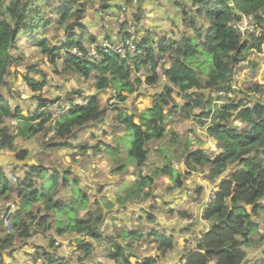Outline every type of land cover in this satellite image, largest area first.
Listing matches in <instances>:
<instances>
[{
  "label": "trees",
  "instance_id": "obj_1",
  "mask_svg": "<svg viewBox=\"0 0 264 264\" xmlns=\"http://www.w3.org/2000/svg\"><path fill=\"white\" fill-rule=\"evenodd\" d=\"M93 1L57 0L56 8L54 0H7L3 3L0 8V151H15L16 156L23 153H17L14 137L9 136L10 129L5 125L7 118L17 120V133L24 139L29 140L41 133L46 137L53 131L62 140L50 139L44 145L61 147L69 145L68 139L73 136L75 129L102 119L108 111L98 94L83 97V103L69 98L71 103L67 109L61 108L62 104L58 103V99L50 100L39 95V108L28 116L23 115L18 107L13 108L2 90L8 86L11 64H21L24 61L20 45L22 38L30 44L32 42L38 45L43 53L48 54L51 63L56 64L61 58L65 70L77 73L84 79L95 75L97 89H112L114 97L121 101L127 98L126 92L131 93L137 89L136 82L141 83L140 77H134L135 74H146L150 84L162 75L172 86L156 96L159 106L153 104L145 108L139 113L138 120L130 112L119 113L122 123L133 137L128 147V156L138 168V179L124 194H119L118 201L126 202L136 197L150 196V190H153L152 186L156 183L155 177L159 176L170 179L172 185L169 188L182 187V176L186 172L190 174L198 166H208L209 178L212 181L221 179L215 197L203 212V218L211 226L202 235L197 249L190 251L185 264L245 263L244 248L253 246V234L261 231L260 224L254 218L264 212L263 84L254 83L247 88L253 94H259L258 96H244L242 99L230 97L222 105H215L199 113V123L206 126L208 135L220 149L215 157H210L204 149L197 148L186 153V172L173 168L170 162L158 166L154 173H144L142 170L150 154L147 145L167 137L170 133L167 129L168 120L174 115L173 112H178L180 108L183 116L190 118L194 109L203 103L206 96L204 92L231 89L237 64L245 57L251 45L260 47L262 40L253 35L244 43L241 34L231 23L238 19L240 12L254 14L263 21L260 11L264 8V0H190V3H178L177 16L183 14L182 22L195 34L185 33L179 39L165 38L157 42L148 33L142 41L135 40L137 47L134 53L128 49V41L132 36L126 31V25L122 28L123 38L119 45L113 42L114 46L112 45L110 34L104 38L111 43L109 48H104L98 40V35L102 33L91 34L83 28V21L88 10L93 7ZM101 1V13L117 8L108 0ZM47 7H54L52 14H57L58 21L48 18L51 14L46 10ZM122 9L125 10L126 7ZM54 23L65 29V35L62 36L60 45L50 47L45 33ZM86 38L88 39L85 40ZM121 45H124L122 52L118 50ZM92 46L95 54H90ZM73 49L79 50L81 54L73 53ZM158 55L163 59L168 56L171 60L169 66H163L161 73L157 72ZM26 79L34 91H39L44 86V82L34 81L28 76ZM175 88L183 95L185 102L182 107L174 100ZM170 103L173 107L165 112L164 108ZM56 104L61 108L58 118L48 108ZM234 112L237 114L235 118L245 125L242 129L232 125ZM208 119L209 122L206 121ZM125 135L118 140L126 141ZM172 139L178 140L175 133ZM101 144L102 142L93 146L94 154L99 153ZM108 150L117 153L120 147ZM231 166L235 168L234 171L225 176ZM22 167L24 174L21 177L16 173L18 166L8 172L0 164V201L12 198L14 191L17 196L13 212L9 208L0 211V225H5L7 220L11 223L10 231L0 237L1 264H5L3 253L17 238L32 236V228L24 222L22 215H31L37 203H42L48 212V215L42 217L40 225L50 222L53 217L55 225L61 229L59 234L67 231L83 234L96 243L107 239L110 245L108 257L114 261L110 264H133L130 247L121 241L127 234L135 235L141 240L145 236L142 230L135 227L134 231H128L126 227H122L117 234L103 236L100 227L106 220V213L100 206L96 211H90V196L81 186L80 177L72 169L39 162L22 164ZM105 201L107 206L112 204L109 199ZM82 210L87 211L81 215ZM169 212L173 211L170 209ZM181 215L184 216V213L181 212ZM148 220L153 222L156 218L151 213ZM157 240L160 248L165 251L173 247L172 240L166 235H158ZM93 246L90 243H78V248L88 257L92 254ZM49 257L53 264L58 260L54 255L49 254ZM154 260L155 258H149L144 264H152ZM253 264H264V257Z\"/></svg>",
  "mask_w": 264,
  "mask_h": 264
},
{
  "label": "rangeland",
  "instance_id": "obj_2",
  "mask_svg": "<svg viewBox=\"0 0 264 264\" xmlns=\"http://www.w3.org/2000/svg\"><path fill=\"white\" fill-rule=\"evenodd\" d=\"M5 1L7 0H0V8ZM108 2L114 3L113 5H116L117 8L114 11L109 9L106 10V13H101L99 10L101 9L102 1L94 0L93 7L88 10L87 17L83 21V28L87 32L95 35L102 33L98 35V40L101 44L107 41L104 38H107L108 34H110V42L119 45L123 38L122 28L125 25L126 31L131 33L132 38L139 41L148 36V33H151L157 42H161L165 38L179 39L185 33L188 35L195 34L192 30L189 31L188 26L182 22L183 14L178 16L176 14L177 4L182 2L190 3V0H108ZM57 5V0H54L55 8ZM122 6L126 7V9L123 10ZM53 9L54 7L46 8L52 15L48 18L56 21L58 18L57 14H52ZM45 35L49 40V46L56 47L60 45L61 38L65 35V29L54 23ZM41 38L43 37L41 36ZM24 39L22 38L20 41L24 61L22 60L23 63L21 64H11L8 86L2 90V93L13 108L18 107L23 115L28 116L39 108V95L50 100L58 99V103L62 104L61 108L67 109L71 103L68 101L69 98L77 102L83 97L98 94L102 103L108 107V111L102 119L75 129L73 136L68 139L69 145L61 147L44 145L45 141H50V139L62 140L53 131H50L46 137L44 133H41L29 140L24 139L17 133V120L7 118L5 125L10 129L9 136L14 137V146L18 150L17 153L19 151L23 152L16 156L15 151L8 149L0 151V164L8 172L18 166L16 173L22 177L24 174L22 164L32 162L72 169L80 177L81 186L90 196V211H96L97 207L100 206L106 213V220L100 227L101 234L106 237L111 234H117L120 231L121 221L126 219L125 210H129L130 215L127 217H130L131 220H127V223L123 222L122 224L129 228L137 227V230H142L143 234L147 235V231L150 230L147 226L148 217L152 212L161 216H168L164 215L167 212L165 211L166 209H163L167 203L164 200L165 197L173 198L178 195L177 197L182 199L183 204L177 209L183 208V210H180L184 212V216L194 215L184 209L189 210L191 208L190 210L196 213L202 210L204 202L207 204L210 202L215 190L220 186L221 179L212 181L209 178L208 166L204 168L198 166L193 173L187 174L185 156L187 152L197 148L204 149L210 157H215L220 151L216 141L206 132V126L204 127L199 123L201 119L199 113L205 109L215 107V105H222L223 100H220L221 97L218 93L215 91L204 92L206 96L203 103L200 107L194 109L190 118L184 117L180 108L178 112H173L174 115L168 120L167 129L170 130V133L167 134V137L154 140L147 145L150 149V154L142 171L154 173L158 166H163L170 162L173 168L186 172L182 176L183 186L174 187L173 189L176 190L171 191L173 189L169 188L171 186L169 178L159 176L155 177L156 183L152 186L153 190H150L152 193L150 196H140L128 202H119L114 197L118 196L119 191L117 189L121 187L120 185L123 182L129 181L128 183H130L133 179L138 178V168L134 162L129 160L128 156V147H130L133 137L125 127V124L122 123L119 113L121 111L130 112L138 120L139 113L145 108L153 104L159 106L156 96L168 86H172L171 83L165 77L159 75L156 82L150 84L147 81L146 74L137 73L134 77H140L141 83L136 82L137 89L131 93L126 92L127 98L121 101L114 97L112 89L98 90L95 86V75H92L89 79H84L77 73L65 70L61 58L57 60L56 64L51 63L48 54L43 53L38 45L32 44V42L30 44ZM158 62V73L162 72L163 66L171 64L168 56L163 59L158 55ZM253 64H258V66L251 68L248 72L245 81L241 85L242 91H230L233 98L239 97V99H242L244 96L259 95L253 94L247 88L258 82L264 84V60L261 64L258 61L253 62ZM26 76L34 81L44 82L43 88L39 91H34ZM173 97L181 107L184 105L183 95L176 88L174 89ZM254 99L262 100L261 98ZM59 104L54 107H48L55 118H58L61 113ZM172 107L173 105L170 103L164 108V111L168 112ZM234 113L232 125L242 129L245 125L235 118L237 114L236 112ZM206 121L209 122V120ZM174 133L177 136V141L172 139ZM123 135L127 136L126 141L118 140ZM100 142L102 144L99 153L94 154L93 146ZM117 146L120 147V151L117 153L108 150ZM84 147H87V149L84 150ZM25 154H27V157ZM234 167L231 166L226 171L225 176L232 173L235 169ZM147 191L148 189L145 190L146 193ZM14 192V195L9 200L0 201L1 210L3 208L7 209V205L10 203L14 204V206L16 205L17 196L15 195L16 191ZM108 196L114 200L110 206L105 205V199H108ZM86 211L82 210L81 215ZM180 214L178 211L177 216H180ZM45 215H48V212L44 209L42 203L34 205L31 215H22L24 222L32 228V236L15 240L14 244L3 253L2 259H4L5 264H27L29 262L28 255H32L31 263L53 264L49 260V254L54 255L58 259L54 264L113 263L108 257L110 245L107 239H102L99 243H96L92 238L83 234L79 235L68 231L64 234H59L58 231L61 229L55 225L53 217L50 218V222L40 225L42 217ZM254 220L260 224L261 231L256 234L252 233L253 242L255 241L253 246L244 248L246 259L250 257L249 260H252L251 264L264 257V212H261ZM48 224L51 226L48 227ZM141 226L143 227L141 228ZM10 228L11 223L9 221H5V225L1 224L0 229L4 231L0 232V237L9 232ZM153 240H156L157 248L159 247L158 253L163 255L166 251L160 248L161 246L156 238H153ZM81 242L94 245L92 254L89 257L85 256L84 251L78 248V243ZM140 242L143 243L142 241ZM145 242L143 244H145L146 249H151L152 239ZM146 244L148 245L146 246ZM133 248L136 250L135 253L142 251V246ZM156 257L157 259L160 258V256Z\"/></svg>",
  "mask_w": 264,
  "mask_h": 264
},
{
  "label": "crops",
  "instance_id": "obj_3",
  "mask_svg": "<svg viewBox=\"0 0 264 264\" xmlns=\"http://www.w3.org/2000/svg\"><path fill=\"white\" fill-rule=\"evenodd\" d=\"M177 170H179V169H177ZM180 171L184 172V170H180ZM137 179L136 178L133 179L132 181H130V183H128L129 181L123 182L120 185L121 187H119L117 189V191H119L118 196L117 197L115 196L114 198L118 201L119 200L118 199L119 194H123V192H125V190L128 189L132 185V183L134 181H136ZM169 182H171L170 179H169ZM171 185H172V183H171ZM174 190H176V189H173L171 191H174ZM185 194H187V193L185 192ZM177 196L178 195H176V197H173V198H169V197L166 198L165 197V199H164L167 203H166V206L163 207V209H166L165 211L167 212V214L166 213L164 214V212H163V214L166 216L168 215L167 217L161 216L157 213L152 212V214H154L156 220L153 222L148 220L147 226L149 227L150 230L147 231V233H146L147 235H145L144 238H142L140 240L135 235L127 234L125 237H128V238L127 239L125 238L124 240L121 241L123 244H127L130 247L129 248L131 251L130 253H132V255H133L131 257V262L133 264H144L149 258H151L153 256L156 259L152 262V264H185L187 261V256L190 253V251H194L197 249V244H198L199 240L202 238V235L210 229V226H211L210 222H208L207 220H205L203 218V209H205L207 203L204 202V207L202 208V210L201 211L199 210L196 213H193V211L190 210L191 208H189V210L184 209L185 211H188L190 214H194V215L181 217V214H180V216H177V213H178V211L181 213V210H183V208H179V209H177V208L183 204V201H181L182 199L177 197ZM204 198H205V196H204ZM108 199L111 202L114 201L109 196H108ZM167 206H168V209H167ZM170 209L173 212H169ZM110 211H111V209H110ZM125 211H126L125 212L126 213L125 214L126 219L121 221V224L119 223L120 227H121L120 229H122V227H126V229L128 231H134L137 227L136 228H134V227L129 228V227L125 226V224H122L123 222L127 223L129 220H131L130 217H127L130 215L129 210H125ZM141 222H143V220H141ZM142 227L143 226H141V228ZM158 235H160V236L166 235L173 242V247L171 249H168L163 255L158 253L159 247L157 248V243L155 242L156 240L155 241L153 240V238L157 239ZM151 239H152V242H151L152 248L151 249L149 248V250H148V249H146L145 244H143V243L145 241H150ZM140 241H142L143 243H141ZM145 243H147V242H145ZM147 245L148 244H146V246ZM159 245H160V243H159ZM135 246H138V247L142 246V251L135 253L136 250L133 248ZM156 256H160V258L157 259ZM28 258H29L28 261L30 262L32 259V256L28 255ZM249 258L250 257H247L245 263H243V264H251L252 260L250 261ZM111 261H113V260H111ZM3 262H5V261H3ZM113 263H114V261H113ZM103 264H108V262L103 263ZM211 264H215V262H211Z\"/></svg>",
  "mask_w": 264,
  "mask_h": 264
},
{
  "label": "built area",
  "instance_id": "obj_4",
  "mask_svg": "<svg viewBox=\"0 0 264 264\" xmlns=\"http://www.w3.org/2000/svg\"><path fill=\"white\" fill-rule=\"evenodd\" d=\"M260 17L264 19V11L260 12ZM231 25L243 36L244 39L253 35L257 38H262L264 36V23L261 22L260 19L257 18L254 14L240 12L238 19L232 22ZM128 45V49L132 53H134L137 47V44L135 43V38L129 40ZM102 46L104 48H109L111 46V43L107 40L103 42ZM123 46L124 45L118 47V50L120 52L123 51ZM72 52L76 54H81V52L77 49H73ZM90 54H95L93 46L90 49ZM259 57H264V40H261L260 48L251 47L248 56L245 59L241 60L237 65L234 73V89L239 88L240 83L237 81H240L242 80V78L245 77L246 69L249 68V66L254 62V60H257V58ZM11 208H15L14 204H9V209Z\"/></svg>",
  "mask_w": 264,
  "mask_h": 264
},
{
  "label": "clouds",
  "instance_id": "obj_5",
  "mask_svg": "<svg viewBox=\"0 0 264 264\" xmlns=\"http://www.w3.org/2000/svg\"><path fill=\"white\" fill-rule=\"evenodd\" d=\"M261 11H264V8L261 10ZM260 11V12H261ZM261 22H263L264 23V20L263 21H261ZM242 36V35H241ZM242 38H243V36H242ZM248 38H250V37H247V38H243V42L245 43V41L248 39ZM262 40H264V36L261 38ZM136 40V39H135ZM251 47H256V46H250L249 47V49L247 50V52H246V55H245V57L243 58V59H245L247 56H248V54H249V50H250V48ZM257 48H260V47H257ZM243 59H241V60H243ZM264 60V57H259V58H257V60H254V62H256V61H258L259 62V64H261V62ZM239 64V63H238ZM237 64V65H238ZM255 66H258V64H251L250 66H249V68H247L246 69V73H245V77L244 78H242V80H240V81H237V82H239L240 84H239V88H236V89H234L233 88V82H234V75H233V78H232V82H231V89L230 90H223V91H221V92H217V91H215L216 93H218L219 94V96L221 97L220 98V100H223V102H224V100L225 99H228V98H233V96L231 95V90H239V92H241L242 91V87H241V85H242V83L245 81V79H246V77H247V74H248V72L250 71V69L251 68H253V67H255ZM237 67V66H236ZM236 70V69H235ZM259 83V82H258ZM260 84H262V83H260ZM264 85V84H263ZM86 102H87V100H85ZM84 102V100L83 99H81V100H79V101H77V103H83ZM209 120V119H208ZM210 121V120H209ZM207 132V131H206ZM217 190L218 189H216L215 190V194H216V192H217ZM215 196H213V198H214ZM213 198L210 200V202L213 200ZM209 202V203H210ZM11 204V203H10ZM7 208H9V204L7 205ZM1 209V208H0ZM15 208H11V209H8V210H11V212H13V210H14ZM8 219V218H7ZM8 221V220H7ZM9 264H13V263H9Z\"/></svg>",
  "mask_w": 264,
  "mask_h": 264
}]
</instances>
